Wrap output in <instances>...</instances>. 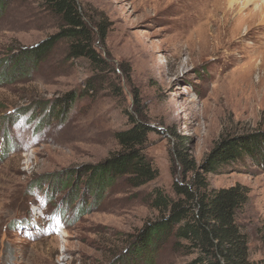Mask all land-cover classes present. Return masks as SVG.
I'll return each instance as SVG.
<instances>
[{
    "label": "rangeland",
    "instance_id": "1",
    "mask_svg": "<svg viewBox=\"0 0 264 264\" xmlns=\"http://www.w3.org/2000/svg\"><path fill=\"white\" fill-rule=\"evenodd\" d=\"M76 1L105 64L68 58L66 40L26 61L21 50L56 33L58 19L40 0H0V264H146L149 253L132 259L131 246L157 216L150 191L174 196L179 156L199 165L221 139L264 131L259 0L234 11L227 0ZM241 19L224 35L225 22ZM71 92L76 100L58 111ZM127 113L152 128L144 152L158 176L140 187L118 179L100 196L85 170L119 150L114 133L130 126ZM206 176L210 188H248L235 220L249 262L264 264V159ZM195 255L168 241L151 261Z\"/></svg>",
    "mask_w": 264,
    "mask_h": 264
},
{
    "label": "trees",
    "instance_id": "2",
    "mask_svg": "<svg viewBox=\"0 0 264 264\" xmlns=\"http://www.w3.org/2000/svg\"><path fill=\"white\" fill-rule=\"evenodd\" d=\"M40 1L57 17L58 31L36 46L22 49L20 56L26 61L40 60L58 41L66 40L68 58L86 57L95 66L105 64L94 47L96 33L85 21L76 0ZM98 34L104 38L103 28ZM11 61L18 62L14 56ZM4 62L6 59L0 67ZM16 62L10 66L12 69ZM4 73L0 80L6 78ZM76 98L75 93L66 94L59 100L58 111L63 112L67 103L72 104ZM127 114L130 126L114 133L119 150L85 170L100 196L118 179L140 187L158 176V169L144 152L152 128L146 121ZM257 157L264 159V131L221 139L199 165L181 154L180 179L173 180L171 186L174 196L159 187L148 194L157 216L145 222L136 235L130 251L136 257L132 259L149 253L150 261L146 259L145 263L153 264L151 256L169 241L174 251L196 254L185 264H251L246 235L235 220L236 211L248 198V188L240 184L210 188L206 174L221 173L230 161Z\"/></svg>",
    "mask_w": 264,
    "mask_h": 264
},
{
    "label": "bare ground",
    "instance_id": "3",
    "mask_svg": "<svg viewBox=\"0 0 264 264\" xmlns=\"http://www.w3.org/2000/svg\"><path fill=\"white\" fill-rule=\"evenodd\" d=\"M239 1L240 0H227V5H228V10L227 11H229V10H231V11H234V8H235V6L239 3ZM256 2V0H244L243 2H242V5H241V8H245V7H247L249 4H251V3H255ZM259 2H261V3H256L257 4V8L255 9V10H259V11H261V13H262V11L263 10H261L260 8L261 7H264V0H259ZM264 9V8H263ZM226 11V10H225ZM218 12V11H217ZM221 12V11H220ZM229 14V13H228ZM237 20V19H236ZM236 20L234 21V23L232 24H230V26H228L227 24H229V20L227 21L228 23L226 24V22L223 24V28H222V30L224 31V35H226V32H225V28L226 27H228L229 28V30H228V32H227V34L228 33H233V32H235V31H238L239 29H240V25L243 23V19H241V21H239V22H237L236 23ZM222 27V26H221ZM219 28V27H218ZM247 28V27H246ZM218 30V29H217ZM213 33V32H212ZM216 34V36H219V33H215ZM211 37H215V35L214 34H212L211 35ZM216 38V37H215ZM208 40V39H207ZM199 43H200V41H199ZM207 44V42H205V45ZM203 46V45H202ZM201 50V49H200ZM5 263H8V261L6 260V261H4V264Z\"/></svg>",
    "mask_w": 264,
    "mask_h": 264
}]
</instances>
